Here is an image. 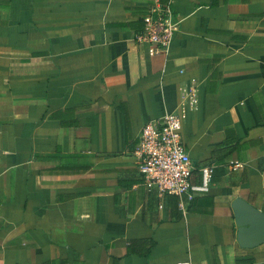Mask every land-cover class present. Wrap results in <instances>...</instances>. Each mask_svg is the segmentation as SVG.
<instances>
[{
    "label": "crops",
    "instance_id": "obj_1",
    "mask_svg": "<svg viewBox=\"0 0 264 264\" xmlns=\"http://www.w3.org/2000/svg\"><path fill=\"white\" fill-rule=\"evenodd\" d=\"M155 1L0 0V264H264L232 209L264 213V0H173L178 31L149 57ZM180 109L191 183L213 172L175 204L134 152Z\"/></svg>",
    "mask_w": 264,
    "mask_h": 264
},
{
    "label": "built area",
    "instance_id": "obj_2",
    "mask_svg": "<svg viewBox=\"0 0 264 264\" xmlns=\"http://www.w3.org/2000/svg\"><path fill=\"white\" fill-rule=\"evenodd\" d=\"M172 4L173 0L164 5L155 1L142 20L143 29L135 40L137 45L146 49L149 57L166 54L178 31ZM189 102L192 105L197 103L194 91L190 93ZM184 117L180 109L179 112L166 113L162 118L144 125L134 156L147 192H156L160 196L173 195L190 202L196 195L208 192L213 171L211 167L201 168L200 184L191 183L194 167L181 137Z\"/></svg>",
    "mask_w": 264,
    "mask_h": 264
},
{
    "label": "water",
    "instance_id": "obj_3",
    "mask_svg": "<svg viewBox=\"0 0 264 264\" xmlns=\"http://www.w3.org/2000/svg\"><path fill=\"white\" fill-rule=\"evenodd\" d=\"M235 223L239 235L245 236L255 228H259V242L264 241V213L242 200H235L232 204ZM240 240V238H239Z\"/></svg>",
    "mask_w": 264,
    "mask_h": 264
},
{
    "label": "trees",
    "instance_id": "obj_4",
    "mask_svg": "<svg viewBox=\"0 0 264 264\" xmlns=\"http://www.w3.org/2000/svg\"><path fill=\"white\" fill-rule=\"evenodd\" d=\"M159 2L161 3V4H165L166 2H164V0H159ZM167 199H172L173 200V202L175 203V204H177V202H178V199H177V197H175V196H170V195H168L167 196ZM191 202V201H190Z\"/></svg>",
    "mask_w": 264,
    "mask_h": 264
}]
</instances>
